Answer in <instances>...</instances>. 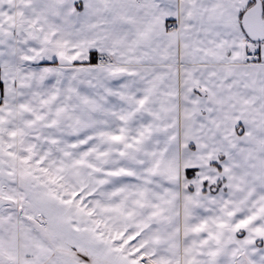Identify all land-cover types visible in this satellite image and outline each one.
<instances>
[{
	"label": "snow or ice",
	"instance_id": "obj_1",
	"mask_svg": "<svg viewBox=\"0 0 264 264\" xmlns=\"http://www.w3.org/2000/svg\"><path fill=\"white\" fill-rule=\"evenodd\" d=\"M0 264H264V0H0Z\"/></svg>",
	"mask_w": 264,
	"mask_h": 264
}]
</instances>
